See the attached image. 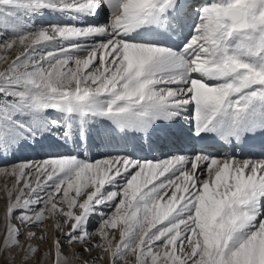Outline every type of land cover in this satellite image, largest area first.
<instances>
[{
    "label": "snow or ice",
    "instance_id": "1",
    "mask_svg": "<svg viewBox=\"0 0 264 264\" xmlns=\"http://www.w3.org/2000/svg\"><path fill=\"white\" fill-rule=\"evenodd\" d=\"M0 178V264H264V0H0Z\"/></svg>",
    "mask_w": 264,
    "mask_h": 264
},
{
    "label": "rangeland",
    "instance_id": "2",
    "mask_svg": "<svg viewBox=\"0 0 264 264\" xmlns=\"http://www.w3.org/2000/svg\"><path fill=\"white\" fill-rule=\"evenodd\" d=\"M37 150L38 148L34 149L35 154H33V152L31 151V148L24 149L21 153H19V158L20 159H37V160L43 158L46 153H44V155L37 154L36 153ZM3 183H4L3 178H0V185H3ZM3 195H4L3 192L0 191V211H3V205H4Z\"/></svg>",
    "mask_w": 264,
    "mask_h": 264
},
{
    "label": "bare ground",
    "instance_id": "3",
    "mask_svg": "<svg viewBox=\"0 0 264 264\" xmlns=\"http://www.w3.org/2000/svg\"><path fill=\"white\" fill-rule=\"evenodd\" d=\"M55 149H53V148H51V147H49L47 144H45L43 147H39L38 148V150L36 151V153L37 154H42V155H44V153H48V152H52V151H54ZM31 151L33 152V154H35L34 153V149H32L31 148ZM94 151H96V150H94ZM100 151H102V150H100ZM168 151V146L167 145H164L163 147H162V149H161V152H167ZM31 154V153H30ZM157 155H160L161 153L160 152H158V153H156ZM97 158H99L98 156H97ZM151 158V157H150Z\"/></svg>",
    "mask_w": 264,
    "mask_h": 264
}]
</instances>
